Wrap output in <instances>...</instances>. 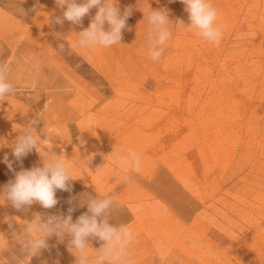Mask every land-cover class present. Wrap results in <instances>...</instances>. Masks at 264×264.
Masks as SVG:
<instances>
[{
  "label": "rangeland",
  "instance_id": "obj_1",
  "mask_svg": "<svg viewBox=\"0 0 264 264\" xmlns=\"http://www.w3.org/2000/svg\"><path fill=\"white\" fill-rule=\"evenodd\" d=\"M112 2L121 15L131 9L120 43L81 49L71 45L97 8L75 25L55 0H0V64L15 90L0 99V192L15 172L47 158L35 149L22 161L12 155L29 126L74 178L51 209L0 200V259L76 264L67 233L26 257L25 226L37 216L76 222L90 215L91 199L110 196L100 219L129 226L133 264H264V0H210L219 45L179 25L190 24L180 0ZM150 9L165 10L172 29L156 61L148 55ZM128 149L141 171L113 175L112 153ZM87 243L90 257L104 246Z\"/></svg>",
  "mask_w": 264,
  "mask_h": 264
},
{
  "label": "clouds",
  "instance_id": "obj_2",
  "mask_svg": "<svg viewBox=\"0 0 264 264\" xmlns=\"http://www.w3.org/2000/svg\"><path fill=\"white\" fill-rule=\"evenodd\" d=\"M58 6H66L63 13L64 20L72 24L80 25L89 10L97 8L94 19L90 25L78 34V39L71 45L72 48L93 49L96 46L104 48L118 44L122 38V29L126 27V21L131 15V9H126L123 15L112 0H55ZM185 5V11L189 15L190 24L184 25L183 21L179 25L185 30H196V35L204 38L208 42L219 45L222 38V31L216 26L217 10L212 6L210 0H180ZM149 31L148 55L153 61L159 60L163 54V45L172 35L171 23L165 10H151L147 16ZM57 24H62L63 20L57 18ZM105 24L109 28L105 29ZM63 50L64 45H60ZM9 68L0 64V99L14 93L13 85L8 81ZM33 120L31 124H36ZM35 149L41 156L47 157L42 167H32L15 172L14 180L3 187L0 192V200H7L11 205L20 210L25 206L39 203L46 209H51L57 205V190L71 191L69 181L74 178L69 174L66 162L59 157H48L43 148L39 147V137L34 133L31 126L25 129L12 149V155L16 161H22L30 152ZM115 161L113 175H119L120 171L139 173L142 169V160L139 154L133 149H128L127 154L120 152L112 153ZM9 170L13 169V161L5 155L3 161ZM82 174L88 171L87 163L82 162ZM99 171V168L97 169ZM124 182L131 183V176H124ZM113 204L110 196L91 199L88 202L89 214L79 216L76 222H72V216H49L46 219L37 216L35 223L25 226V239L21 242L23 253L26 257H32L48 248L47 238L53 234L62 236L69 234V251L79 253L76 255V264H133L127 255V248L134 239V235L129 226H111L104 217L107 210ZM74 209L70 208L69 212ZM12 227V225H9ZM98 238L104 242V246L96 252L94 257L88 255V239ZM0 264H7V258L0 259Z\"/></svg>",
  "mask_w": 264,
  "mask_h": 264
}]
</instances>
